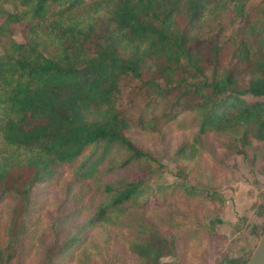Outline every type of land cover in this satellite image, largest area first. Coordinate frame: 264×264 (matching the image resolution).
<instances>
[{"label":"trees","instance_id":"1","mask_svg":"<svg viewBox=\"0 0 264 264\" xmlns=\"http://www.w3.org/2000/svg\"><path fill=\"white\" fill-rule=\"evenodd\" d=\"M229 8L264 52V0H0V259L10 262L18 239L28 238L44 191L63 192L52 229L56 237L67 231L62 243L42 247L47 264H61L90 238L102 254L122 232L135 264H162L173 253V241L141 211L147 188L131 171L165 166L138 136L182 125L191 138L178 161L206 149L212 133L229 149L264 142V61L244 86L222 66L217 36L201 42L194 32ZM203 45L210 74L197 57ZM236 51L247 60L246 48ZM255 161L252 175H264ZM253 251L223 264H246Z\"/></svg>","mask_w":264,"mask_h":264},{"label":"rangeland","instance_id":"2","mask_svg":"<svg viewBox=\"0 0 264 264\" xmlns=\"http://www.w3.org/2000/svg\"><path fill=\"white\" fill-rule=\"evenodd\" d=\"M6 8L11 9L10 6ZM229 9L230 13L225 11L222 21L219 17L215 24L210 20V27L200 21L194 32L201 42L206 36H217L216 41L221 46L222 66L239 73L240 83L246 86L251 78L248 73L254 68L255 62L264 61V52L254 48L258 42L255 40L256 32L240 28L233 20V9ZM22 34L23 31L15 36L19 43L22 42ZM239 48L248 51L246 61H242L236 51ZM199 51L201 55L197 57L203 60L202 66L210 74L212 63L206 62L204 57L208 54L207 46L203 45ZM242 71L243 74H240ZM136 111L128 109L127 114L136 118ZM159 132L149 137L138 136L137 144L153 149L157 163L165 166L164 170L151 172L153 166H139L131 172L135 179L141 178L147 188L141 209L147 222L160 230L165 238L173 241V253L166 256L162 264H223L230 257L235 259L250 254L258 243L255 235H260L264 228V175L254 173L253 176L250 171L255 157L258 167L264 166V142L252 139L250 144L245 145L242 140H238L236 147L229 149L225 147L226 138L212 133L204 137L206 149L194 158L178 161L175 152L190 140L191 132L182 125L163 126ZM141 169H147V172L143 173ZM241 185H250L257 190H249L247 194L250 198L243 197L247 202L244 204H241L237 194ZM63 199V192L36 193L28 238L20 237L11 261L0 259V264H47L50 253L45 250L43 252L42 247L49 246L55 240L62 243L67 234L64 229L56 237L52 229L59 213L58 203ZM6 211L7 203L1 202L2 241L7 221ZM225 216H228L227 221L234 223L225 221ZM122 233L112 239L102 254H97L91 248L90 238L88 243L84 242L78 250L68 254L67 259L58 260V263L86 264L89 261V264H135L133 257L127 253ZM82 250L89 258L81 255Z\"/></svg>","mask_w":264,"mask_h":264},{"label":"water","instance_id":"3","mask_svg":"<svg viewBox=\"0 0 264 264\" xmlns=\"http://www.w3.org/2000/svg\"><path fill=\"white\" fill-rule=\"evenodd\" d=\"M246 264H264V228L251 258Z\"/></svg>","mask_w":264,"mask_h":264},{"label":"crops","instance_id":"4","mask_svg":"<svg viewBox=\"0 0 264 264\" xmlns=\"http://www.w3.org/2000/svg\"><path fill=\"white\" fill-rule=\"evenodd\" d=\"M262 177H264V176H262ZM264 179V178H263ZM264 180H262V182H263ZM264 183V182H263ZM239 188V190H238V193L237 194H239L238 196L241 198V204H244V203H247V202H245V200H244V198L243 197H245V198H250V196H249V194H247V193H249V190L251 189V190H254V192H257V190H256V188H254V187H252V186H250V185H248V186H246L245 187V185H241L240 187H238ZM252 198V197H251ZM228 216H229V214H228ZM228 216H225V218H224V220L225 221H227V217ZM227 222H232V223H234V221H227Z\"/></svg>","mask_w":264,"mask_h":264}]
</instances>
